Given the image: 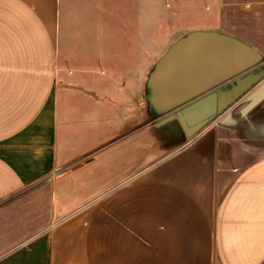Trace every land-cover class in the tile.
I'll return each mask as SVG.
<instances>
[{"label":"crops","instance_id":"crops-1","mask_svg":"<svg viewBox=\"0 0 264 264\" xmlns=\"http://www.w3.org/2000/svg\"><path fill=\"white\" fill-rule=\"evenodd\" d=\"M150 1L69 73L63 0H0V264H264V0Z\"/></svg>","mask_w":264,"mask_h":264},{"label":"rangeland","instance_id":"rangeland-1","mask_svg":"<svg viewBox=\"0 0 264 264\" xmlns=\"http://www.w3.org/2000/svg\"><path fill=\"white\" fill-rule=\"evenodd\" d=\"M130 0H63L62 4V28L66 33L69 41H58L59 51L62 63H65L69 73L76 68H92L93 64H102L107 62L110 52L116 51V58L123 59L125 50L128 52L132 48L129 41H70L76 36H84L91 38L93 24L94 26L103 21L106 22L109 11H119ZM150 1V0H149ZM151 2V1H150ZM112 9V10H111ZM121 16L123 15L120 13ZM118 15V14H116ZM106 25V24H105ZM165 41H148V55L149 59L152 54L159 49ZM111 50V51H110ZM110 51V52H109ZM71 72V73H72ZM163 106L161 102L149 104L148 109L155 110ZM150 118V117H149ZM150 120V119H149ZM142 121V119L140 120ZM147 126L133 125L132 132L146 127H154L157 130L155 133L161 131L177 133L175 126L166 125L160 118L149 121ZM150 129V128H149ZM140 171V170H139Z\"/></svg>","mask_w":264,"mask_h":264},{"label":"water","instance_id":"water-1","mask_svg":"<svg viewBox=\"0 0 264 264\" xmlns=\"http://www.w3.org/2000/svg\"><path fill=\"white\" fill-rule=\"evenodd\" d=\"M177 113H178V117H179V119L181 121V124H182L184 130L186 131V133L188 135H193L199 129L202 128L203 123H199V124H196L194 126H189L188 123L186 122V119H185V116L183 115V113L181 111H178Z\"/></svg>","mask_w":264,"mask_h":264}]
</instances>
